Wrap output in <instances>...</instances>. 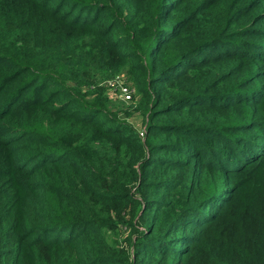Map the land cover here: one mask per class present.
<instances>
[{"label":"trees","instance_id":"trees-1","mask_svg":"<svg viewBox=\"0 0 264 264\" xmlns=\"http://www.w3.org/2000/svg\"><path fill=\"white\" fill-rule=\"evenodd\" d=\"M0 264H264V0H0Z\"/></svg>","mask_w":264,"mask_h":264},{"label":"rangeland","instance_id":"rangeland-1","mask_svg":"<svg viewBox=\"0 0 264 264\" xmlns=\"http://www.w3.org/2000/svg\"><path fill=\"white\" fill-rule=\"evenodd\" d=\"M116 75H120L121 78L125 81V82H132L127 74H125V72L123 71H120V72H117L115 75H111L109 77H106V78H103V79H99L98 82L102 85H105V82L111 78H113L114 76ZM109 91V99H110V106L111 108H114V109H118L119 111H121L119 113V115L121 116V118L129 121L135 128L136 130H140V129H143V124H142V116L140 114V112H135L129 116H126L124 115V113L122 112L125 108H130L128 107V105H135L136 103V100L134 103H129V102H123L122 100H119V98H117V96L111 92L110 90Z\"/></svg>","mask_w":264,"mask_h":264},{"label":"built area","instance_id":"built-area-1","mask_svg":"<svg viewBox=\"0 0 264 264\" xmlns=\"http://www.w3.org/2000/svg\"><path fill=\"white\" fill-rule=\"evenodd\" d=\"M105 86L108 90L113 92L119 100L123 102L133 103L136 96V88L132 82H125L120 75H116L113 78L105 82ZM141 137L144 136V128L138 130Z\"/></svg>","mask_w":264,"mask_h":264}]
</instances>
